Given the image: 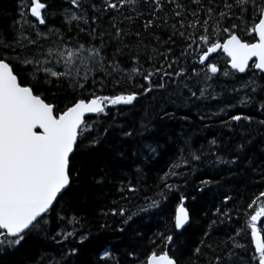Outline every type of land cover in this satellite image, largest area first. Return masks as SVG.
<instances>
[{
  "label": "snow or ice",
  "instance_id": "snow-or-ice-1",
  "mask_svg": "<svg viewBox=\"0 0 264 264\" xmlns=\"http://www.w3.org/2000/svg\"><path fill=\"white\" fill-rule=\"evenodd\" d=\"M101 20L108 26L101 28ZM155 92L176 97L171 102L186 109L179 119L190 121L192 113L205 128L211 119L233 136L239 129V140L213 135L197 145L182 137L167 169L149 184L148 165L165 148L156 117L147 110L139 121L120 117ZM161 113V121L177 118L175 111ZM253 124L264 127V0H62L59 7L17 0L16 17L0 28V255L35 237L52 247H40L25 264H78L82 246L96 239L92 264H264V226H258L264 191L234 229L240 210L224 194L204 211V231L189 243L185 234L198 221L174 183L207 158L236 166L256 139ZM99 147L118 162L91 176L98 187H115L98 209L101 228H111V217L120 220L112 231L124 233L137 218L155 216L158 227L143 256L135 249L117 255L78 211L87 202L77 197L88 166L82 156ZM170 198L179 203L164 216ZM225 222L229 230L217 235ZM248 230L254 250L238 239ZM135 235L145 239L139 230Z\"/></svg>",
  "mask_w": 264,
  "mask_h": 264
},
{
  "label": "trees",
  "instance_id": "trees-1",
  "mask_svg": "<svg viewBox=\"0 0 264 264\" xmlns=\"http://www.w3.org/2000/svg\"><path fill=\"white\" fill-rule=\"evenodd\" d=\"M47 2L55 7H59L62 0H47ZM0 10H5L8 13L6 17L0 16V28L7 29L12 19L16 17L17 0H0ZM56 22L59 23V19ZM99 26L101 28L107 27L108 21L101 20ZM135 27L139 28V23ZM162 35L164 38H167L166 33H162ZM151 39V37H148L146 42L151 41ZM180 50V42L177 41L176 54ZM105 91L107 92L108 90L106 89ZM175 98V96L171 97V99ZM171 99L169 92L149 94L147 97L140 98L137 108L133 109L126 117H120L121 121L125 119L139 121L144 118L145 110H147L148 116L156 117L153 121L157 129L156 137L161 140V143L165 144V148L161 150L159 158L148 165L149 184L155 182L157 172H162L167 169L170 158L176 152L177 145L182 142V137H192L196 144L199 145L206 138L210 139L213 135L222 136L225 140L229 136H233L226 129H221L218 123L211 119L207 121L210 127L205 128L203 122L195 118L192 113H188L192 117L190 121L179 119L180 116L185 114L186 109L173 104ZM216 103V101H212L210 105L205 106V110L214 106ZM161 108L169 112L175 111L177 118L161 121L159 119V115L162 114ZM252 128L254 129L252 134L256 136V139L248 150L241 155L236 166L213 165L211 158H207L198 164L194 174L188 172L183 178H175L174 183L178 184L189 197L186 206L198 221L185 234L189 243L198 239L199 233L204 231L206 223L208 222L204 211L213 207V205H219L224 194L231 195L233 200L230 201V204L233 208L240 210L239 220L236 219V213L233 214L231 228L234 229L242 225L247 219L243 215L244 211H251L247 209V204L251 203L252 199L260 191H264V175H262L264 174V127L253 124ZM162 132H166L171 137V142L168 141V137L161 135ZM238 140L239 129H237L236 134L233 136L232 143ZM82 159L87 162L88 166L84 170L85 182L78 189L77 197L79 201L86 196L87 202L79 204L78 211L87 215L88 227H90L93 234H100L103 241L110 242L117 255H120L127 249H135L142 256L145 255L149 251L147 239L158 227L157 218L155 216L137 218L127 227L124 233H120L118 231H112L113 228L120 225V220L109 217L108 223L111 225V228H101V224L104 223V218L97 215L98 209L105 204V194L107 192L114 193L115 187L114 183L98 187L91 182V176L101 174L105 166L109 169L115 168L118 162L111 159V153L104 147L85 152ZM182 171L187 170L182 169ZM114 175V173H110L109 179L111 180ZM202 179L211 180L212 183L205 186L201 184ZM200 187H204L205 190L203 193L197 191ZM192 196H195L196 199L192 200ZM178 203V199L170 198V203H167L164 207V216L174 215ZM258 226H264V218L261 219ZM229 228L230 225L228 222L219 225L217 235H223ZM137 230L144 233V240H140L135 235ZM261 237L264 238V231L261 232ZM238 239L246 243L250 250H254L250 230L247 231L244 237ZM99 245L100 241L93 239L91 242L82 246L79 256L76 257L78 264H92L94 254L98 251ZM40 247L52 246L33 237L14 253L10 252L5 255H0V264H25L26 259L35 257ZM160 250L162 251L163 249Z\"/></svg>",
  "mask_w": 264,
  "mask_h": 264
},
{
  "label": "water",
  "instance_id": "water-1",
  "mask_svg": "<svg viewBox=\"0 0 264 264\" xmlns=\"http://www.w3.org/2000/svg\"><path fill=\"white\" fill-rule=\"evenodd\" d=\"M259 223V222H258ZM253 248H254V245H253Z\"/></svg>",
  "mask_w": 264,
  "mask_h": 264
},
{
  "label": "bare ground",
  "instance_id": "bare-ground-1",
  "mask_svg": "<svg viewBox=\"0 0 264 264\" xmlns=\"http://www.w3.org/2000/svg\"><path fill=\"white\" fill-rule=\"evenodd\" d=\"M252 246H253V244H252ZM254 249V248H253Z\"/></svg>",
  "mask_w": 264,
  "mask_h": 264
}]
</instances>
